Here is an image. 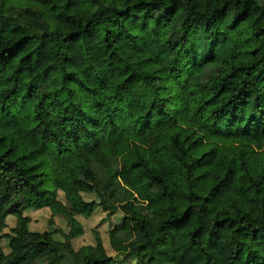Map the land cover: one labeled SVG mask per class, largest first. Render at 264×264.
Segmentation results:
<instances>
[{"label": "trees", "instance_id": "trees-1", "mask_svg": "<svg viewBox=\"0 0 264 264\" xmlns=\"http://www.w3.org/2000/svg\"><path fill=\"white\" fill-rule=\"evenodd\" d=\"M100 151L129 191L122 263L264 264V5L0 0V264L114 263L24 213L81 235Z\"/></svg>", "mask_w": 264, "mask_h": 264}, {"label": "rangeland", "instance_id": "rangeland-1", "mask_svg": "<svg viewBox=\"0 0 264 264\" xmlns=\"http://www.w3.org/2000/svg\"><path fill=\"white\" fill-rule=\"evenodd\" d=\"M264 5V0H257ZM95 191L82 192L81 195L86 200H95L100 203L95 213L90 218L77 216L76 219L82 225V234L76 237H67L70 226L67 219L62 214L50 216L48 209L24 210V213L30 216L29 228L31 230L42 231L48 229L52 231V236L59 241L69 242L74 249L84 245H91L90 255L101 257L103 254L113 256V264L122 263L120 256L113 251L110 246L108 233L114 224H120L122 213L118 210V205L129 199L127 191L117 176V170L120 166L119 157L105 151H100L93 160ZM60 200L65 202L63 195L58 194ZM107 209V210H105ZM15 216H6V226L3 232H8L15 225ZM99 235L101 244H96V236ZM115 239L119 242H127L131 239L141 240L142 235L129 230H120L115 234ZM1 248L4 252L9 250L7 239L1 240ZM30 264H46L44 260L33 261Z\"/></svg>", "mask_w": 264, "mask_h": 264}]
</instances>
